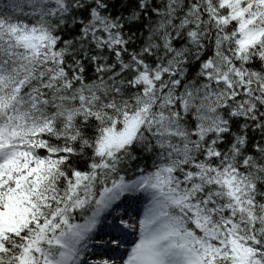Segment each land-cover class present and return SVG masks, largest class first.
Instances as JSON below:
<instances>
[{"label":"snow or ice","instance_id":"snow-or-ice-1","mask_svg":"<svg viewBox=\"0 0 264 264\" xmlns=\"http://www.w3.org/2000/svg\"><path fill=\"white\" fill-rule=\"evenodd\" d=\"M0 264H264V0H0Z\"/></svg>","mask_w":264,"mask_h":264}]
</instances>
